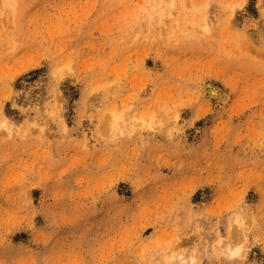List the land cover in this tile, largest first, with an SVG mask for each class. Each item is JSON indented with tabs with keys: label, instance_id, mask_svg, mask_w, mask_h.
I'll list each match as a JSON object with an SVG mask.
<instances>
[{
	"label": "rangeland",
	"instance_id": "1",
	"mask_svg": "<svg viewBox=\"0 0 264 264\" xmlns=\"http://www.w3.org/2000/svg\"><path fill=\"white\" fill-rule=\"evenodd\" d=\"M0 264H264V0H0Z\"/></svg>",
	"mask_w": 264,
	"mask_h": 264
},
{
	"label": "bare ground",
	"instance_id": "2",
	"mask_svg": "<svg viewBox=\"0 0 264 264\" xmlns=\"http://www.w3.org/2000/svg\"><path fill=\"white\" fill-rule=\"evenodd\" d=\"M112 117H113V119H115L116 118V115L114 114V115H112ZM113 122V121H112ZM234 253V252H233Z\"/></svg>",
	"mask_w": 264,
	"mask_h": 264
}]
</instances>
